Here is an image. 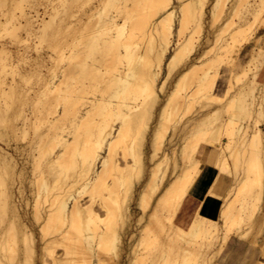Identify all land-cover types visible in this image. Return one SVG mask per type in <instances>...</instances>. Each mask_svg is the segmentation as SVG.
<instances>
[{
  "label": "bare ground",
  "instance_id": "6f19581e",
  "mask_svg": "<svg viewBox=\"0 0 264 264\" xmlns=\"http://www.w3.org/2000/svg\"><path fill=\"white\" fill-rule=\"evenodd\" d=\"M91 1L58 0L59 6L53 4L52 11L46 9L42 15L36 9L32 15L26 8L32 0H0V5L16 3L15 9L19 10L9 19L0 18V32L7 31L18 38L17 31L23 29L28 37L33 35L39 40L64 35V50H59L57 59L53 55L50 59L67 61L62 77L67 83L66 97L61 98L64 110L49 123L51 128L62 124L64 131L54 136L47 133L39 140L51 145L50 139L54 137L62 150L53 154V148L49 149L45 171L38 173L41 163H36L33 171L41 176L31 181L37 190L32 213L39 224L38 237L17 199L23 192L19 185L25 177V167L0 146V264H46L47 256L51 257V264H121L124 254L126 264H213L217 253L210 250L219 240L221 243V236L247 230L258 223L264 212L261 125L264 81H259L264 77V50L253 48L246 66L239 73L230 71V85L222 93V99L217 93L221 56L229 46V39L241 45L239 38L245 37V25L237 23L230 38H222L215 45L211 57H205L207 50L193 57V34L204 27L207 0H99V5L90 4ZM74 7L81 9L72 10ZM112 7L118 10V15L107 14L106 10ZM231 8L232 13L240 8L257 20L264 10V0H235ZM215 9L216 4L210 13H215ZM190 24H193L192 35L181 41ZM7 51L5 44L0 55ZM182 63L187 68L167 93L169 77ZM207 63L215 67L213 72L200 69ZM4 67L13 75L17 72L12 63ZM33 70L38 71V66ZM56 83L50 80L44 93H52L55 88L53 93L57 92ZM7 84L6 88L0 84V99L4 100L0 101V127L4 125L0 138L8 133L28 135V124H33L24 105L31 101L35 109L48 95L35 94V98L30 92H21L12 83ZM258 84L263 88L260 97L254 94ZM52 85L55 87L51 88ZM84 95L94 97L89 100L90 109L86 113L79 106ZM165 95V101L160 104ZM180 99L187 110L194 108V103L198 107L197 116L189 122L192 128L178 145L176 137H167V133L168 124L178 117L175 114L182 107ZM228 99L237 101L231 105L230 112L226 107ZM215 103L220 104L218 109L208 112ZM14 104L22 107H17L20 110L12 118ZM242 107L246 111H241ZM224 114L228 115L226 120ZM167 144L173 145L171 154L165 150ZM145 146L149 152L144 150ZM204 147L217 149L218 173L228 175L234 182L223 196L219 220L207 218L199 211L189 226L182 228L175 218L203 175L205 165L199 155ZM169 166L173 167L171 173L175 176L164 186ZM46 173L53 175V184ZM142 179L136 198V182L139 184ZM54 186L63 188L64 195L52 198ZM154 196L147 216L146 210ZM86 198L90 204H86ZM132 199L143 214L137 218L140 226H136V233L131 232L126 247L125 238L134 220ZM95 202L106 210L105 218L95 211ZM241 213H248L246 220L241 218ZM165 223L168 224L166 236L168 239L171 236V240H161L164 235L157 232ZM5 224L7 229L2 227ZM8 236L14 237L11 242L16 248L9 246ZM57 246L62 247L61 257L54 254Z\"/></svg>",
  "mask_w": 264,
  "mask_h": 264
},
{
  "label": "rangeland",
  "instance_id": "374dc122",
  "mask_svg": "<svg viewBox=\"0 0 264 264\" xmlns=\"http://www.w3.org/2000/svg\"><path fill=\"white\" fill-rule=\"evenodd\" d=\"M57 2H58V0H32V3L29 6L26 5V8H27V11L30 12L32 15L36 14V9L39 10L40 14L44 15L46 9H48L49 11H52L51 7L53 4L56 3L59 6L60 3H57ZM91 2L92 3H90V4L99 5V0H92ZM234 3H235V0H207V11H208V13L205 17V22L203 25L204 27L200 32L193 34V46L195 47L193 49V52H194L193 57L200 55L201 53H203L204 50H207L208 54L205 57L209 58L215 54L214 53L215 49H216L215 45L217 43H219V41H221L222 38H228V39L230 38L231 29H233L237 25V23H240L238 25H245V27H244L245 28V31H244L245 37L239 38V41H240L239 43H241V45L240 44L236 45L232 39H229V43H228L229 46L227 47L226 51H223V54L221 56L222 62H221V66L219 69L220 70L219 71L220 79H219L218 85H217V93L218 94H222L224 92V90H226V88H228V86L230 85V83H228V80L231 77L230 71L232 70L234 73L235 72L239 73L242 70V68L246 66V64L248 63V61L251 58V53H252L253 48L256 49L258 47L261 50H264V27H263L264 26V24H263L264 23V10L260 13L259 18L256 20L253 15H251L249 13H245L246 11L245 12L243 11L244 12L243 13L240 10V8L233 11V13H232L231 6H233ZM15 4L16 3L9 2L7 5H0V18L2 20H6V19L11 18V14L13 12L19 13V10L15 9L16 8ZM215 4H216V9L214 10L215 13L211 14L210 9ZM87 7L88 6L86 5L85 8H87ZM59 8L62 9V6H60ZM229 8H231V10ZM76 9L80 10L81 8L74 7V9H72V10H76ZM223 9L225 11L228 9L227 10L228 12L226 11L225 12L226 14H225L224 12H222ZM230 11H231L232 15L229 13ZM106 12H107V14H110V15H118L119 14L118 10L114 7L109 8L108 10H106ZM228 13H229V16H228ZM240 14L241 15L243 14V16H241ZM222 16L223 17L225 16L224 17L225 19H223ZM227 16H228V18H227ZM239 20H241V21H239ZM242 20H244V21L242 22ZM176 22H177V19H176ZM63 24L65 25V22ZM10 25L11 24H9V26ZM222 26H225V29L222 32H218ZM192 28H193V24H190L185 29V31L181 35V41L185 40V38L187 36L190 37L189 35H192V32H191ZM10 34L11 33L7 32V31L0 32V48H2L3 45H5V44L8 47L7 53L0 55V84H1V87L6 88L9 86L7 83H9V84L12 83L14 86L18 87L19 91L24 92V93L26 91L30 92L31 94L34 95V97H35V94H38V95L40 94V96L48 95L47 96L48 98L43 100L44 103H40L41 105H37V107H35V109H33V104L31 103V101L26 102V104L24 105V109H26V115L29 118V121L32 120V122L30 121V123L35 126V128H34L33 125L31 126L28 124V130H27L28 135H22L21 133H19L16 136L12 133H8L7 135H5V137L0 138V146L8 149V151H10L17 158L20 166L25 167V177L22 179L23 181L21 180V182L23 184L22 183H21L22 185L20 183H19L20 185L18 184L21 187V192L22 191L24 192V196H23V194H22L23 192H22L21 194H18L19 197L17 199H19V201H20L19 203L21 204L22 210L24 209L23 211L25 213L27 212L28 223L32 228L35 229L36 235L38 237L39 236V234H38V225L39 224H37L35 218L33 217V213H32L33 205L35 204L36 198H37V192H36L37 190H36L35 186H33V184L31 183V181L34 180L35 177L36 176L38 177V175H39V174H37V172L34 173V171H33L34 165L36 163H41V167L39 168V170L37 169L39 171L38 173L41 174L42 171H45L44 164L49 159V155L47 154V151L49 149L53 148V150H54L53 154H58L62 150V147L59 144H57L56 138H54V137H52L50 139L51 145H47L48 141L47 142L46 141L39 142V140L42 137H44L43 135H46L47 133H51V135L54 136L56 134L60 135L64 131V127L62 124H60L59 126H53V128H51V125L49 123L55 121L57 119V117L60 114H62V111L64 110V105H65V103L61 101V98L66 97V94H67V91H66L67 90V83L62 78L63 77V71L67 68V61L63 60L61 62H58L56 60L52 61L50 59L51 55H53L56 58L59 50L60 51L62 49L64 50V48H65V39L64 38L65 37L63 35L60 37H50V38L39 40L37 37H35L33 35L31 37H28L27 33L23 29L17 31L18 38L14 37L12 34L11 35ZM247 38L248 39L251 38V39L246 41ZM207 39H209V41H207ZM257 40H259V41L257 42ZM233 47H235V50L233 49ZM231 50H232V52H231ZM229 62H231V63H229ZM232 62H233V64H232ZM7 63H12L15 66V69L17 72H15L14 75L11 74L10 71H8V68L4 67V65H6ZM182 64L183 65L180 64L175 69V71H173L174 73H172V76L170 75L171 77H169V81L167 82V93L172 91L174 84H175V80L177 79L179 74L187 68V65H185L184 63H182ZM35 66H38V71L35 70V72H34L33 68ZM29 67H32V68H29ZM254 67L255 66L253 64L252 68H254ZM201 68L203 70H209L211 72H213L215 70L214 69L215 67H213V65L211 63H207V64L201 66L200 69ZM30 69H32V70H30ZM50 80H52V81L55 80L57 82L56 86L58 85L57 88H59V90L57 92L53 93L54 90L56 89L55 88V89H53L52 93L51 92L44 93V90L46 89V84H48ZM233 81H235V80H233ZM233 81H231V82H233ZM259 81L263 82L264 77L262 76L259 79ZM259 84H261V86H262V83H259ZM259 84L256 86V89L254 91V94L256 95V97H260V94L262 95V89H263L262 87L263 86L261 87ZM259 86H260V89H258ZM54 87H55L54 85L51 86V88H54ZM166 97H167L166 95L162 96V99H161L162 102L160 101V104H162L165 101ZM93 98L94 97L92 95H84V98L82 99V101L79 105L80 108L83 110V113H86L90 109L89 108L90 107L89 106V100H91ZM1 100L2 99H0V101ZM181 100L182 99H180V103H181L182 107L175 114L176 116L174 115L175 117L178 116L179 118L178 117L177 118L179 120L177 118H175V119H177V120H175L173 118L174 116L172 117L173 120L171 121V123L168 124V126H170V128H168V133H167V137H171V136H174V138L176 137V141H177L178 145H181L183 143L184 138L186 136V132L189 131L190 128H192V126H191V124H189V122L192 120L193 117L197 116V110L196 109L198 107V103H196L197 105L194 103V105H193L194 108L192 107L191 110H187V109H185L186 104L182 105V104H184V102L182 101L183 102L182 103ZM3 101L4 100H2V102ZM19 101H20L19 99H16V102L18 104L22 105L21 101L20 102ZM16 102H15V104H16ZM15 104H14L15 108H13V109H15V111L13 110V112H10L11 115L14 112H16L15 113V115H16L17 110H20L19 108L22 107V106L20 107V105H18V104L16 106ZM218 106H220V104L217 105V103H215L212 105V107L210 109H207V110H208V112H211L212 110L218 109ZM17 107H19V108H17ZM154 110H155L154 116L156 117V114L158 112L157 111L158 107L155 108ZM10 113H9V116H10ZM177 114H179V115H177ZM226 115L227 114H224V116H223L224 120H226L228 118V115L227 116ZM14 116L12 115V118ZM155 117H154V121L151 120L152 128L154 127V124H155ZM261 119H262L261 125L264 128V125H263L264 124V115L262 116ZM34 122L36 123V125ZM18 123L20 126L22 125V123L20 121ZM176 123H177V125H175ZM171 124L175 128H173V126H171ZM3 127H4V125H2V127H0V130H3ZM182 129H184V131ZM176 134H178V135H176ZM182 137H183V139H182ZM8 144L10 146H8ZM172 147H173V145L167 144V146L165 148L166 152L171 154V152H172L171 148ZM217 147H220L219 144L217 145ZM143 148H145L144 149L145 151L148 150V152H149V148L147 146H145ZM119 158H121V156ZM130 163H132V160ZM172 169H173V167L169 166L167 174H166V179L164 181V186L169 184L170 181L172 180V178L175 176L174 174L171 173ZM40 170H42V171L40 172ZM47 175H49V174H47ZM39 176H41V175H39ZM50 177L51 176L49 175L48 178L50 179ZM51 178H52V181L50 180V182H52V184H53V179H54L53 175ZM110 180H111V178L109 177L108 181H110ZM142 181H143V179L141 180V182L139 184H138V182H136L137 186L134 189L135 190L134 197H136V198L138 197V191H140V189H141L140 186H141ZM233 182H234V179H232V184H233ZM122 190H123V188H122ZM122 190H121L122 193L119 195L120 196L119 200L122 199V196H121L123 194ZM161 190H163V186L161 187ZM63 191H64L63 188L59 189L58 186H54V188L52 189V194H51L52 198H56L57 196H63L64 195ZM158 193H159V191L157 192V194ZM155 196L152 199L151 204L149 205V207L146 210L147 216H149V214L151 213V207H152V203L154 202ZM44 198H43V201L45 200ZM88 200H89V198L84 199L85 202L86 201L88 202V203L86 202V204H90ZM136 202L137 201H134V199H132V201H131L132 212L134 213V220H133V225L131 227L132 230L130 229L129 236L125 238V246L126 247L130 241L131 232L136 233L137 227L140 226V225H137V218L143 214V210L137 206ZM42 204L44 206L47 205V203H42ZM93 206H94V209L99 216H101L102 218L106 217L107 212L105 209H103L101 207L99 202H95L93 204ZM44 209H45V207H44ZM182 209H183V205H182V208L180 210L178 218L183 217V214L181 213ZM256 212L261 213V210L257 209ZM166 214H169V213H166ZM247 215H248V213H241V216H242L241 218L247 219ZM188 224L189 223H185V221L180 222V225L184 228H187ZM6 225L7 224L2 225V227L3 228L5 227L7 229L8 225L7 226ZM167 226H168V224L165 223V226L163 228H161V229L159 228L160 230L159 229L157 230V232L160 231V234L165 236V237L161 236V240L163 239L166 241V239L167 240L172 239L171 236H169V239H168V236H166L167 234L165 233V230L167 229ZM256 226H257V224H254L252 227H249L247 230H255ZM7 239H9L8 244L10 247H12V248L17 247L16 244H14V242H11L14 240L13 236H11V237L8 236ZM134 240H135V238H134ZM126 241H128V242H126ZM162 242L164 243V241H162ZM219 243H220V240L215 245H213V247H212L213 249H211L210 251L211 252L213 250L215 251L217 249V245H219ZM21 244L22 243H19L20 247L24 248V244H22V245ZM59 247L57 246L55 248L54 254H57V256L61 257L62 247L61 248H59ZM20 254L23 255V256L19 255L20 258L24 257L23 252H21ZM125 255L126 254H124L122 260L120 261L121 264H126ZM15 257L17 258V255H15ZM46 258H47L46 264H51V262H52L51 257L47 256ZM217 258H218V255H217ZM7 264H9V263L7 262Z\"/></svg>",
  "mask_w": 264,
  "mask_h": 264
},
{
  "label": "snow or ice",
  "instance_id": "6c2138e0",
  "mask_svg": "<svg viewBox=\"0 0 264 264\" xmlns=\"http://www.w3.org/2000/svg\"><path fill=\"white\" fill-rule=\"evenodd\" d=\"M221 96L223 99L224 95L221 94ZM236 102L234 99H228L226 107L229 112L231 111V105ZM241 111H246V108L242 107ZM206 163L211 164V159ZM209 188H212L211 193H209ZM217 194L218 189L213 188L211 181H209L203 194L200 195V199L186 201L182 211L186 212L189 217L194 218L201 209L200 201L204 198V195H208L209 200H211ZM216 253L218 258L213 264H264V212H262L255 230H243L232 235L227 233L222 235Z\"/></svg>",
  "mask_w": 264,
  "mask_h": 264
},
{
  "label": "crops",
  "instance_id": "0c3cea01",
  "mask_svg": "<svg viewBox=\"0 0 264 264\" xmlns=\"http://www.w3.org/2000/svg\"><path fill=\"white\" fill-rule=\"evenodd\" d=\"M218 151L216 148L204 147L200 151V160L203 162L204 172L199 181L195 184L193 190H191L187 197L184 200V204L186 201L197 200L200 199V195L203 194L205 186L211 181L212 187L218 189V194L215 195L211 200H209L208 195H204V198L200 201L201 209L199 210L205 217L218 220L220 216L221 209L224 205L223 196L227 193L228 189L232 185V179L228 175L218 173V169L215 167L216 159H217ZM211 159L212 163L208 164L206 161ZM215 173V175H213ZM209 191H212V188H209ZM223 202V203H222ZM262 211H264V197L262 202ZM184 204L183 208H184ZM222 206V207H221ZM215 207V208H214ZM182 208V206H181ZM180 208V210H181ZM221 208V209H220ZM214 209V210H213ZM180 210L178 211L175 223L180 225L181 221H185V223H191L193 217H189L188 214L184 211H181L183 217H179ZM183 210V209H182ZM210 210H212L210 212ZM188 224V226H189ZM187 226V227H188ZM184 228V227H182Z\"/></svg>",
  "mask_w": 264,
  "mask_h": 264
}]
</instances>
